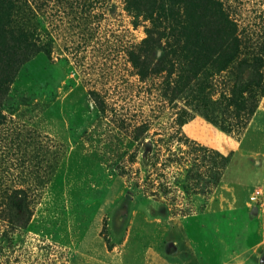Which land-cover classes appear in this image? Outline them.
Segmentation results:
<instances>
[{
	"label": "rangeland",
	"instance_id": "rangeland-1",
	"mask_svg": "<svg viewBox=\"0 0 264 264\" xmlns=\"http://www.w3.org/2000/svg\"><path fill=\"white\" fill-rule=\"evenodd\" d=\"M222 2L0 0V264H264V0Z\"/></svg>",
	"mask_w": 264,
	"mask_h": 264
},
{
	"label": "trees",
	"instance_id": "trees-1",
	"mask_svg": "<svg viewBox=\"0 0 264 264\" xmlns=\"http://www.w3.org/2000/svg\"><path fill=\"white\" fill-rule=\"evenodd\" d=\"M176 2L180 3L181 1L183 0H175ZM204 2L207 4V5H213L215 6V9H216V12H217V16H218V19L219 21L221 22L222 18L224 19H228V14L226 13V11L224 10L223 8V2L222 0H204ZM184 3H187V2H184ZM190 10V9H189ZM188 11V10H187ZM178 16L181 17V15H179V12H175ZM148 37H147V40H153V41H159V40H162V35H159V34H162L163 32L156 29L155 27H150L148 29ZM220 36V35H219ZM219 38V37H218ZM222 40L221 38L218 39V42Z\"/></svg>",
	"mask_w": 264,
	"mask_h": 264
}]
</instances>
